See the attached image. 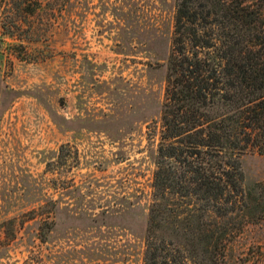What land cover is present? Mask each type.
Instances as JSON below:
<instances>
[{
    "label": "rangeland",
    "instance_id": "1",
    "mask_svg": "<svg viewBox=\"0 0 264 264\" xmlns=\"http://www.w3.org/2000/svg\"><path fill=\"white\" fill-rule=\"evenodd\" d=\"M174 3L0 0V264H142ZM241 161L229 264L264 261V154Z\"/></svg>",
    "mask_w": 264,
    "mask_h": 264
},
{
    "label": "trees",
    "instance_id": "2",
    "mask_svg": "<svg viewBox=\"0 0 264 264\" xmlns=\"http://www.w3.org/2000/svg\"><path fill=\"white\" fill-rule=\"evenodd\" d=\"M165 66L142 264H229L249 222L241 157L264 154V0H175Z\"/></svg>",
    "mask_w": 264,
    "mask_h": 264
}]
</instances>
